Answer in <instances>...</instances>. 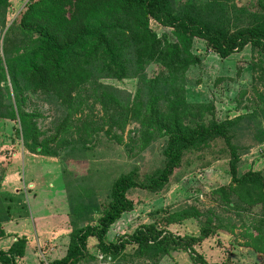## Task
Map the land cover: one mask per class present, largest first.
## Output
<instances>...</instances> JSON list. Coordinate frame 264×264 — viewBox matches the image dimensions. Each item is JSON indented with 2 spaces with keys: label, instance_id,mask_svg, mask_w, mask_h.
I'll list each match as a JSON object with an SVG mask.
<instances>
[{
  "label": "trees",
  "instance_id": "trees-1",
  "mask_svg": "<svg viewBox=\"0 0 264 264\" xmlns=\"http://www.w3.org/2000/svg\"><path fill=\"white\" fill-rule=\"evenodd\" d=\"M180 1L29 0L7 27L11 1L0 0V120L19 123L16 132L30 154L58 158L66 150L64 159L86 158L82 154L86 151L70 141L74 139L70 123L80 113L84 93L103 112L104 124L92 129L93 133L106 126V133L119 140L117 132L137 123L144 146L157 138L166 139L162 165L141 181L135 169L106 180L103 187L101 179L71 180L72 176L64 174L71 233L66 255L49 264H82L94 259L88 248L92 238L104 259L122 258L132 246L131 258L138 264H160L178 251L189 252L194 264H210L195 246L218 230L230 228L217 223L222 218L207 213L198 236L172 231V225L200 218L193 207L159 210L160 221L142 225L115 242H107V234L124 214L134 210L129 198L132 191H163L187 153L216 140L226 144L231 174L230 185L213 192L216 200L237 213L259 205L264 210V172L238 174L240 147L234 140L243 118L218 122L212 105L189 103L186 98V74L200 64V57L193 53L196 39L205 41L222 59L248 45L264 54V0H258L262 11L250 15L249 24L243 26L202 5ZM152 20L171 28L175 41L159 37L150 27ZM150 64L161 69L152 78L146 73ZM132 77L139 80L134 97L102 83ZM27 92L44 96L62 110L53 137L40 139L44 134L38 128L37 115L23 108ZM82 128L85 126L75 124V134L83 132ZM263 141L264 132L259 139ZM5 174L0 166V238L6 236L4 224L30 218L28 203L21 195L1 191ZM255 224L258 231L255 237L251 234L252 245L264 254V214ZM26 249L27 239L18 238L8 251L0 250V264H18Z\"/></svg>",
  "mask_w": 264,
  "mask_h": 264
},
{
  "label": "rangeland",
  "instance_id": "rangeland-1",
  "mask_svg": "<svg viewBox=\"0 0 264 264\" xmlns=\"http://www.w3.org/2000/svg\"><path fill=\"white\" fill-rule=\"evenodd\" d=\"M28 2L29 0H11L7 27L15 22ZM181 2L202 5L218 16L222 15L226 19L231 17L242 26L249 24L250 15L262 11L258 0H181L179 4ZM150 27L159 37L167 36L175 41L171 28L153 20ZM193 53L200 57V64L191 67L186 74L187 101L212 105L218 122L242 117L239 132L234 140L240 147L238 174L241 176L248 171L264 172V141L259 142L264 132V54L248 45L242 51L222 59L209 50L207 43L200 39H196ZM160 70L155 64L146 67L149 78L155 77ZM102 83L125 90L133 97L139 88V80L134 77L122 81L105 79ZM88 95L90 94H83L85 101L80 113L76 117L72 115L70 123L74 133V139L70 141L75 142L82 151H86L82 153L86 158L75 161L64 159L66 150H61L58 158L36 156L33 157L36 167H29L24 173V176L29 173L30 177L23 179L20 173L15 176V186L10 182L13 175L3 182V192L18 193L16 195H21L28 203L32 221L40 222L41 218H45L42 224L38 223L40 226L32 224L30 218L26 222L28 228L20 229L12 225V232L0 240V249L6 248L13 238L26 231L27 235L23 237L27 238L29 253L25 255L26 259L19 260L18 264H49L66 255L71 226L67 193L65 188H61L62 185L64 187L65 173L72 176L69 177L71 180L91 177L92 181L101 179L103 187L106 180L111 181L131 169L137 170L138 179L141 181L162 165L166 139L157 138L148 146H144L142 135L137 131V123L128 125L124 132H117L121 137L119 140L106 133V126L104 130L93 133L92 129L104 124L103 112L101 106L94 104ZM24 98L23 108L37 115L38 128L44 134L40 139L53 137L54 127L62 117V110L46 102L40 94L27 92ZM9 100L15 104L13 97ZM75 124L85 126L82 128L83 132L75 134ZM17 130H20L18 122L0 120V156L2 151L13 147L14 156L18 155L17 160L21 162L27 153ZM89 133L91 136H88ZM11 163L0 166L6 171ZM30 178L35 187L27 186ZM230 183V155L223 140H216L202 150L189 152L163 191L152 193L145 189H136L129 194V198L134 202V210L124 214L110 228L107 242H115L123 236L132 235L142 225L160 221L159 210L167 207H193L200 214V218L172 225V231L181 236H198L204 220L203 215L207 213L222 218V221L217 219V223L230 228L229 231L218 230L195 246L208 263L264 264V254L254 249L251 237V234L253 237L257 235L258 228L255 223L264 214V210L259 205L252 211L237 213L230 209V206L218 202L213 192L229 186ZM34 227L41 233H34ZM57 230L62 234L54 238ZM88 248L94 259L82 264H138L137 260L131 258L134 253L132 246L127 248L122 258L117 259H100L96 239L89 240ZM160 264L194 263L189 252L178 251L163 258Z\"/></svg>",
  "mask_w": 264,
  "mask_h": 264
},
{
  "label": "crops",
  "instance_id": "crops-1",
  "mask_svg": "<svg viewBox=\"0 0 264 264\" xmlns=\"http://www.w3.org/2000/svg\"><path fill=\"white\" fill-rule=\"evenodd\" d=\"M11 1V0H10ZM21 12V11H20ZM1 150H3V149H1ZM25 153H27V155L25 154L22 158L23 159H21V162H19V160H17V157H18V155H17V153H16V155L17 156H15V158H14V161L11 163V165H9V167L7 168V170H6V174H5V178H4V180L5 179H7L8 177H10V175H13V179L10 181V182H13V183H11L12 184V186H15V176H18L20 173H22V176H23V179H26V178H28V177H30L29 176V173H27L25 176H24V173H25V171H27V169L29 168V167H32V166H34V167H36L35 166V159H33V157H36V156H34V155H32V154H30L28 151H26V149H25ZM30 180L31 181H29V183H28V185L27 186H29V187H35V183L34 182H32V178H30ZM4 182V181H3ZM62 189L64 188L63 187V185H62V187H61ZM1 191L3 192V183H2V188H1ZM16 193V192H15ZM16 194H18V193H16ZM66 207V206H65ZM30 219H31V217H30ZM43 219H45V218H41V220H40V222H39V220H38V222H34V221H32V219L30 220L31 222H32V224H34V225H36V226H40V224H38V223H43ZM27 220L28 219H14L13 221H11V222H9V223H6V224H4L3 225V229H4V231H5V233H6V237L9 235V233H11L12 231H10V228L12 227V225H14V226H17V227H21V228H28V223H26L27 222ZM57 227H59V226H57ZM20 228V229H21ZM35 228H37V227H34V233H37V234H40L41 232H39V230H38V228L37 229H35ZM22 230H24V229H22ZM56 230V229H55ZM58 231V230H57ZM14 233H15V231H13ZM26 232V231H25ZM24 231H23V233L21 234V235H19V236H17V237H15V238H13L12 240H11V242H10V244H9V246L8 247H6V248H2V249H0V250H2V251H8L9 249H10V247L13 245V243H15L17 240H18V238H23V236H26L27 234L25 233ZM59 232V233H58ZM55 235H56V237H54V238H57L60 234H62L60 231H58ZM53 234V233H52ZM34 237H36V235L34 236ZM4 238V237H3ZM3 238H0V240H3ZM27 239V238H26ZM28 243V242H27ZM67 251V250H66ZM27 253H29V249L27 248L26 249V254ZM25 254V255H26ZM24 259H26L25 257L24 258H22V259H19V260H24ZM19 260H18V262H19Z\"/></svg>",
  "mask_w": 264,
  "mask_h": 264
},
{
  "label": "built area",
  "instance_id": "built-area-1",
  "mask_svg": "<svg viewBox=\"0 0 264 264\" xmlns=\"http://www.w3.org/2000/svg\"><path fill=\"white\" fill-rule=\"evenodd\" d=\"M2 155L0 156V164H7V163H11L13 161V159L15 158L14 156V149L13 147L12 148H9V149H6V151H2ZM16 155V154H15ZM100 259H104V257L101 255L100 256Z\"/></svg>",
  "mask_w": 264,
  "mask_h": 264
}]
</instances>
